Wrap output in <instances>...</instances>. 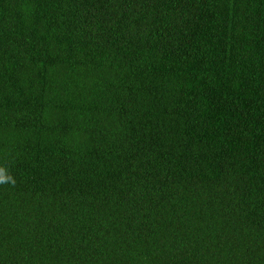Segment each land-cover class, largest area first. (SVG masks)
Returning <instances> with one entry per match:
<instances>
[{"label":"trees","instance_id":"obj_1","mask_svg":"<svg viewBox=\"0 0 264 264\" xmlns=\"http://www.w3.org/2000/svg\"><path fill=\"white\" fill-rule=\"evenodd\" d=\"M0 264H264V0H0Z\"/></svg>","mask_w":264,"mask_h":264},{"label":"clouds","instance_id":"obj_2","mask_svg":"<svg viewBox=\"0 0 264 264\" xmlns=\"http://www.w3.org/2000/svg\"><path fill=\"white\" fill-rule=\"evenodd\" d=\"M9 179L6 175V171L3 168H0V182H5Z\"/></svg>","mask_w":264,"mask_h":264}]
</instances>
